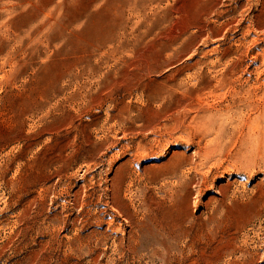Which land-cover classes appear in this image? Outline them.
Instances as JSON below:
<instances>
[{
  "label": "rangeland",
  "instance_id": "1",
  "mask_svg": "<svg viewBox=\"0 0 264 264\" xmlns=\"http://www.w3.org/2000/svg\"><path fill=\"white\" fill-rule=\"evenodd\" d=\"M0 264H264V0H0Z\"/></svg>",
  "mask_w": 264,
  "mask_h": 264
},
{
  "label": "bare ground",
  "instance_id": "2",
  "mask_svg": "<svg viewBox=\"0 0 264 264\" xmlns=\"http://www.w3.org/2000/svg\"><path fill=\"white\" fill-rule=\"evenodd\" d=\"M248 27V26H247ZM248 30V29H247ZM231 68V67H230ZM235 76V75H234ZM228 79V78H227ZM225 85V84H224Z\"/></svg>",
  "mask_w": 264,
  "mask_h": 264
}]
</instances>
